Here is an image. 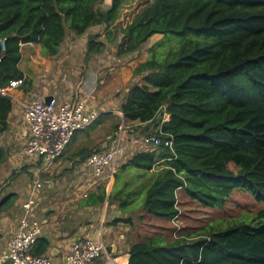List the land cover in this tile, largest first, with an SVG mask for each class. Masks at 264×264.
Returning <instances> with one entry per match:
<instances>
[{
	"label": "trees",
	"instance_id": "1",
	"mask_svg": "<svg viewBox=\"0 0 264 264\" xmlns=\"http://www.w3.org/2000/svg\"><path fill=\"white\" fill-rule=\"evenodd\" d=\"M103 1L0 0V88L22 80L19 87L31 91L32 81L19 68L23 44H37L43 56L53 57L67 32L82 36L101 26L102 33L89 35L87 54L117 42L116 56L123 58L162 36L134 68L141 82L127 91L118 118L142 132L161 126L173 137V151H136L120 165L108 194L99 185L83 203L108 201L122 212L134 209L138 220L173 221L181 213V191L211 209L223 208L235 190L264 202V0H148L119 28L122 8L139 0H112L104 8ZM163 107L169 118L160 124ZM12 108V98L0 95V132ZM108 117L115 115L103 113L95 122ZM4 161L0 148V166ZM131 169L135 180L126 176ZM122 220L131 218L113 222ZM48 246L38 239L34 254ZM128 264H264V207L252 220L181 229L171 240L159 232L137 234Z\"/></svg>",
	"mask_w": 264,
	"mask_h": 264
},
{
	"label": "crops",
	"instance_id": "2",
	"mask_svg": "<svg viewBox=\"0 0 264 264\" xmlns=\"http://www.w3.org/2000/svg\"><path fill=\"white\" fill-rule=\"evenodd\" d=\"M102 28L91 27L82 36L69 31L74 37L73 41L66 43V36L59 53L53 57L43 56L41 47L37 44H23L20 48L19 68L32 81V89L26 93L20 87L11 91L14 97L13 108L8 116L7 129L0 132V148L5 151V161L0 166V251L7 248L22 217V205L32 187L25 182L27 172L36 174L37 171L23 151L28 137V125L24 119L26 103L49 97H55L60 102L68 99L85 100L89 107L97 111L99 118L103 113L112 112L103 107L116 100L114 94L121 86H126V95L130 79L141 82L140 76H133L136 64L131 67V71L119 68V73L109 76L102 73L103 53L87 54L89 35L102 32ZM143 60L145 59L140 62ZM125 95L122 96L121 103ZM88 129L76 133L62 156L54 161L48 172L40 175V181L43 179L42 188L36 193L33 216L42 225L39 239H45L49 244L43 255L49 257L54 264H59L73 242L89 236L100 240L105 246L102 256L89 264H105L109 259H113L116 264H128L130 245L137 239V235L135 238L132 234L135 228L134 209L122 212L117 203L110 204L108 201L97 206L83 203L88 193L96 191L98 183L105 185L107 194L115 183V174L112 178L104 175V179H95L85 163L79 164L82 157L79 152L86 151L84 147L88 146L93 151L106 149L100 143L101 139L89 135ZM134 153L128 154L121 164ZM65 169L71 170L67 177L63 176ZM126 218H131V221L113 222L115 219Z\"/></svg>",
	"mask_w": 264,
	"mask_h": 264
},
{
	"label": "built area",
	"instance_id": "3",
	"mask_svg": "<svg viewBox=\"0 0 264 264\" xmlns=\"http://www.w3.org/2000/svg\"><path fill=\"white\" fill-rule=\"evenodd\" d=\"M21 84L22 80L11 81L8 86L0 88V95L14 99L11 91ZM116 113L121 115L119 111ZM168 118L169 115L163 107L160 124ZM24 119L28 125V137L23 151L26 158L37 166V171L29 196L22 205L23 214L17 229L7 248L0 251V262L54 264L49 257L34 254L35 243L42 234L41 222L33 216L36 193L42 188L40 175L48 172L54 161L62 156L76 133L89 128L98 119V113L85 100L68 99L60 102L51 97L49 102L33 99L26 103ZM140 142L143 147L164 146L173 151V137L162 132L161 126L142 137ZM123 155L124 146L118 137L109 148L89 152L85 165L95 179H104V175L112 178ZM104 251L105 246L100 240L84 236L70 245L68 253L59 264H89L99 259ZM105 264L116 263L109 259Z\"/></svg>",
	"mask_w": 264,
	"mask_h": 264
},
{
	"label": "rangeland",
	"instance_id": "4",
	"mask_svg": "<svg viewBox=\"0 0 264 264\" xmlns=\"http://www.w3.org/2000/svg\"><path fill=\"white\" fill-rule=\"evenodd\" d=\"M105 1V0H104ZM102 2L101 6H107L108 3H111V0H106L105 3ZM149 2L148 0H139L136 4H132L131 6L123 7L120 12V17L115 24L114 28H119L125 26L129 22L133 20V18L140 12L142 6ZM99 32V31H98ZM103 32V28H102ZM101 32V33H102ZM97 33V32H96ZM94 35V34H90ZM66 43L69 41H73V36L67 32ZM162 38L161 35H154L151 37L143 46L141 47L138 54H130L123 58H118L116 56V43H106V48L102 52V64H103V74H117L119 73V68H123V71H131V67L139 62L142 59H146L148 57V51ZM101 40H104L101 38ZM65 41V40H64ZM107 52H110L107 55ZM107 55V56H106ZM144 61V60H143ZM131 65V66H129ZM135 66V67H136ZM122 71V72H123ZM121 72V73H122ZM109 75V76H110ZM120 75V74H119ZM122 76V75H120ZM131 82L128 83L127 87L130 88L133 84L138 83L136 80H129ZM126 86H121L118 91L114 94V102L110 103L106 107L112 110V114L115 115L113 118H104L103 120L95 122L94 125H91L88 129L89 135L93 138L101 139V144L105 145L104 147L109 148L111 144L120 137L121 142L124 146V155L121 159L124 160L125 157L131 152H136L141 148H147L151 146H144L141 144V138L145 135H148L150 132H142L140 131V126L136 123L124 122L120 118H118V108L121 104L122 96L125 95L124 88ZM118 125V130L115 132V126ZM80 132V131H79ZM86 149V153L82 155L83 158H80L79 164H84L86 161V157L88 152L93 149H88V146L84 147ZM121 164V162H120ZM31 166L36 170L37 166L35 164H31ZM83 168V167H81ZM230 168L235 170V168L230 165ZM30 169V168H29ZM71 173L70 169H65L64 177H67L68 174ZM137 171L131 169L126 173V176L135 180ZM28 176L25 180L27 186L33 185L34 177L36 174L34 172H27ZM124 176V174H123ZM43 180V179H42ZM41 180V181H42ZM40 181V182H41ZM102 182L98 183V185H102ZM28 193V192H27ZM179 200L182 204L179 205L180 215L177 217L176 221H167L161 217H153L149 216L144 218L143 220H138L139 214H136L135 217V228L132 230L133 237L136 238V235H152L155 232H159L165 234L166 237L171 240L174 237H177L181 231V229H196L198 227H203L208 223H214L215 226L221 224L222 227L228 226L232 224L234 221L238 219H249L252 220L256 217V213L264 207V202L259 201L254 198V196L250 193H246L242 190H235L233 192L232 197L226 202L223 208L211 209L201 205L197 201H193L186 197L183 192H179L178 195ZM140 207H137L139 209Z\"/></svg>",
	"mask_w": 264,
	"mask_h": 264
},
{
	"label": "water",
	"instance_id": "5",
	"mask_svg": "<svg viewBox=\"0 0 264 264\" xmlns=\"http://www.w3.org/2000/svg\"><path fill=\"white\" fill-rule=\"evenodd\" d=\"M106 1V0H105ZM105 1H104V3H105ZM111 2H112V0H111ZM108 4H110V3H108ZM50 99H51V97H49V98H46L45 99V102H49L50 101Z\"/></svg>",
	"mask_w": 264,
	"mask_h": 264
},
{
	"label": "clouds",
	"instance_id": "6",
	"mask_svg": "<svg viewBox=\"0 0 264 264\" xmlns=\"http://www.w3.org/2000/svg\"><path fill=\"white\" fill-rule=\"evenodd\" d=\"M107 5H109V4H107Z\"/></svg>",
	"mask_w": 264,
	"mask_h": 264
}]
</instances>
